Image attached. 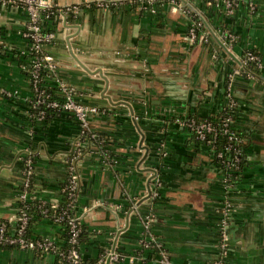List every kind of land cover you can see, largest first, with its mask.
I'll use <instances>...</instances> for the list:
<instances>
[{"label": "crops", "instance_id": "obj_1", "mask_svg": "<svg viewBox=\"0 0 264 264\" xmlns=\"http://www.w3.org/2000/svg\"><path fill=\"white\" fill-rule=\"evenodd\" d=\"M51 1L56 10L43 24L55 35L49 50L78 94L103 107L93 120L102 138L86 142L74 160L75 208L87 234L84 261L105 264L112 254L110 264H160L164 248L174 264H264V0L231 6L226 0H162L164 7L154 4V10L145 0ZM191 19L201 28L194 42ZM27 22L25 8L0 1V222L11 225L20 215L28 153L34 175L26 199L58 204L80 136L72 113L50 120L38 114ZM68 43L80 61L102 68L106 90L104 78L87 72ZM251 50L261 71L246 74L241 63ZM229 90L248 159L234 183L179 122L220 112L230 103ZM103 92L134 107L148 147L141 163L147 150L139 147L142 134L128 105L111 103ZM138 165L156 171L152 195L140 205L153 172ZM31 233L65 243L64 227L46 216L33 222ZM0 264L62 262L54 252L4 247Z\"/></svg>", "mask_w": 264, "mask_h": 264}, {"label": "built area", "instance_id": "obj_2", "mask_svg": "<svg viewBox=\"0 0 264 264\" xmlns=\"http://www.w3.org/2000/svg\"><path fill=\"white\" fill-rule=\"evenodd\" d=\"M4 3H11L15 5H21L28 13V22L26 28L24 30V35L27 37L32 43V52L34 54V60L32 64L29 66V72L31 75V80L35 92V104L37 106L38 114L41 117L45 116V109L39 108L42 104H46L50 107H63L69 110L74 117L77 119L78 124L80 126V136L77 140L74 149V156L69 162V174L70 176V185H69V194L73 195L74 198L72 201L67 203V206L63 208L61 211L54 213V220H61L68 211L69 207L75 206V198L77 194V184H78V176L76 173V162L74 161L77 157L78 153L81 150V146L83 142L81 141V137L91 129L90 119L92 116L99 114L103 111L99 106L88 104L84 102H80L76 99V94L78 93L76 88L70 85L66 80L59 79L57 83L59 84L63 94L65 95V101L59 102L57 99L48 100L49 94L46 92L45 88L42 86V76L41 69L43 67L48 68L55 74L57 73V69L59 67V63L55 56L51 52L44 51V48H47L49 42H52L54 39V33L51 30H47L44 28V19L50 17L56 10V7L52 3L51 0H0ZM156 1L162 0H145L146 4L152 7ZM219 1V0H215ZM227 5L231 6L236 3V0H226ZM100 7H108L109 3L105 1H98L96 3ZM78 5H73L67 10H75ZM153 8V7H152ZM154 10V8H153ZM63 11V8L60 9ZM192 25L189 29L190 39L191 41H197L199 39V33L197 29L200 27V22L198 20H191ZM1 42H0V52H1ZM250 61H256L258 66H261L260 57L258 54H255L251 51L247 52L245 57L242 60V63L248 64ZM240 72V69H234L231 74V79H233L237 73ZM228 96L230 97V106L236 104L235 99L232 96V93L228 92ZM232 117L228 115L224 119V132L228 133L231 138L236 137L235 132L229 126ZM180 124H184L194 130L196 136L200 139H205L207 137V133H214L213 138L217 135L216 127L211 123L210 120L198 121L196 118L188 117L179 119ZM102 137H97L93 140L88 141H99ZM31 153H28L24 160L25 165V178L23 181L21 199H26L27 193L30 191V180L31 175H33V160L30 156ZM238 158V156H236ZM66 188V187H65ZM63 188V189H65ZM47 202V201H45ZM46 206L42 208L44 213H49L51 210L56 209L57 204L52 202L45 203ZM28 221L29 215L25 210L20 211L19 219L16 225H11L7 221L0 222V247H17V248H28L36 251L43 252H54L58 255L62 264H80L82 261V256L77 247L79 243V234L81 231V226L77 221L70 217L69 218V228H70V245L67 248H64L63 245H58L52 238L50 237H37L30 234L28 231ZM154 238L149 243L153 244ZM160 264H174L169 251L164 248L160 249ZM208 264V263H207ZM210 264V263H209ZM213 264V263H212ZM214 264H226L223 259H220L218 262Z\"/></svg>", "mask_w": 264, "mask_h": 264}, {"label": "trees", "instance_id": "obj_3", "mask_svg": "<svg viewBox=\"0 0 264 264\" xmlns=\"http://www.w3.org/2000/svg\"><path fill=\"white\" fill-rule=\"evenodd\" d=\"M178 1V0H177ZM214 1V0H211ZM155 4L162 9L164 7V1H156ZM160 16L162 14H159ZM192 20V19H191ZM189 20V25L187 26V30L189 31L192 22ZM201 28L199 27L197 29V32L200 33ZM199 39H197L198 41ZM53 43L49 42L47 48H44V51L50 52L49 50V45ZM251 52L258 54L257 51L251 50ZM241 69L244 73H259L261 71L260 66H258L256 61H250L248 64L241 63ZM64 71L61 69V66L58 67L57 73L55 74L48 68L43 67L41 69V76H42V86L45 88L46 92L49 94L48 100L50 99H57L59 102H64L65 101V95L63 94L59 84L57 81L59 79L65 80L63 77ZM76 99L80 102L88 103V104H94L88 100V98L85 95L81 94H76ZM236 104L233 106L228 105L226 108L221 110L220 112L209 115V116H198V115H191L190 117L196 118L198 121H203V120H210L211 123L216 127L217 129V135L215 138H213L214 133H207V137L205 139H199L200 143L203 145H206L209 150L211 151L212 155L215 157L217 160V163L227 171V180L231 183H234L241 175L242 170L244 166L247 164L248 159H247V152H246V140L244 135L235 128V117L238 111V103L237 100L235 99ZM99 106V105H97ZM100 109L102 110L103 107L99 106ZM39 108L45 109V119H52L55 117H60L63 114H70L71 112L63 107H50L47 106L46 104H42ZM98 115V114H96ZM228 115H231L232 120L229 123V126L231 129L235 132L236 137L231 138L228 133L224 132V119ZM95 116H92L90 119V124H91V129L87 131L82 137L81 141L83 142V145L81 148H85L86 142L88 140H93L97 137H102V134L98 129L94 127L93 120ZM191 129V128H190ZM194 131V130H193ZM238 156V158H236ZM34 175V174H33ZM33 175H31V180H30V187L29 189H33ZM70 174L67 176L66 180L63 183L62 187V199L61 201L57 204L56 209L51 210L48 214L44 213L42 208L46 206L45 200L43 199H20L19 200V205H20V211L25 210L28 215H29V221H28V231L31 233V226L33 222L36 220L40 219L41 217H49L54 220V213H57L58 211H61L63 208L67 206V203L69 201H72L74 196L69 194V185H70ZM66 187V188H65ZM65 188V189H63ZM72 217L74 218L77 223L80 224L81 226V231L79 234V243L77 244V247L80 251V254L82 256V243L83 240L86 237V228L85 224L83 223V220L81 217H79L78 212L74 207H69L67 213L65 216L61 219L58 220V222L64 227V237H65V243L63 245L64 248H67L70 245V228H69V218ZM56 221V220H55ZM1 248V247H0ZM80 264H96L95 261L87 263L84 261L83 256H82V261Z\"/></svg>", "mask_w": 264, "mask_h": 264}, {"label": "water", "instance_id": "obj_4", "mask_svg": "<svg viewBox=\"0 0 264 264\" xmlns=\"http://www.w3.org/2000/svg\"><path fill=\"white\" fill-rule=\"evenodd\" d=\"M183 1H187V0H183ZM195 9V8H194ZM196 10V9H195ZM216 36V35H215ZM217 37V36H216ZM220 43H222L221 42V40L219 41ZM68 46H69V48H70V52L73 54V56H74V58L76 59V61L87 71V72H89V73H91V74H96V73H99L103 78H104V80H105V90L107 89V87H108V85H109V78L103 73V71H102V68H95V69H91L89 66H87L85 63H83L82 61H80L79 60V58L76 56V54L73 52V50L71 49V44L70 43H68ZM102 95L103 96H105L106 98H108L109 99V101L111 102V103H113V104H118V103H123V104H127L128 105V107H129V109H130V113H131V115H132V118H133V120H134V122H135V124L137 125V128H138V130H139V132L142 134V138H141V140H140V144H139V147L140 148H145L147 151L144 153V154H142V157H141V160H140V163L147 157V155H148V147L147 146H143V144H142V142H143V140H144V136H145V134H144V132L142 131V129L140 128V126H139V121H138V119H136V116L134 115V107L132 106V104L130 103V102H128L127 100H117V101H115V100H113L112 98H111V96L109 95V94H106V92H103L102 93ZM138 167L140 168V166L138 165ZM141 170H143V171H152L153 173L152 174H149V178H148V182H147V193L146 194H143L140 198H139V200L137 201V205H140L141 204V202H143L144 200H146V199H149L150 197H151V195H152V189H151V183H150V181L155 177V173H156V171L154 170V168H151V167H142V168H140ZM132 211V208H131V210H130V212ZM112 250H115V248H113ZM111 258H112V254H108V255H106V262H105V264H110V262H111Z\"/></svg>", "mask_w": 264, "mask_h": 264}]
</instances>
